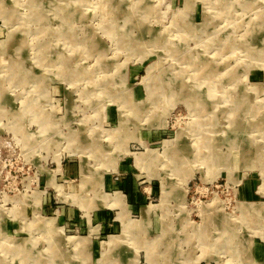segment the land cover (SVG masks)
<instances>
[{
    "label": "rangeland",
    "instance_id": "1",
    "mask_svg": "<svg viewBox=\"0 0 264 264\" xmlns=\"http://www.w3.org/2000/svg\"><path fill=\"white\" fill-rule=\"evenodd\" d=\"M263 31L264 0H0V264H264Z\"/></svg>",
    "mask_w": 264,
    "mask_h": 264
},
{
    "label": "bare ground",
    "instance_id": "2",
    "mask_svg": "<svg viewBox=\"0 0 264 264\" xmlns=\"http://www.w3.org/2000/svg\"><path fill=\"white\" fill-rule=\"evenodd\" d=\"M252 7V6H251ZM261 30V29H260ZM264 32V31H263ZM219 77V76H218ZM161 84V83H160ZM175 84H176V82H175ZM229 87V86H228ZM193 88V87H192ZM190 90V89H189ZM196 90V89H195ZM254 90V89H253ZM207 91V90H206ZM255 91V90H254ZM161 93V92H160ZM167 93V92H166ZM206 93V92H205ZM189 96V95H188ZM191 98V97H190ZM234 98V97H233ZM122 100V99H121ZM204 100V99H203ZM202 100V101H203ZM123 102V101H122ZM148 103V102H147ZM209 103V102H208ZM204 104V103H203ZM149 105V104H148ZM154 107V106H153ZM128 109V108H127ZM146 109V108H145ZM131 110V109H130ZM149 110V109H148ZM143 113V112H142ZM149 113V112H148ZM126 115V114H125ZM125 121V120H124ZM126 123V122H125ZM231 123V122H230ZM120 124H122V123H120ZM124 124V123H123ZM231 124H233V123H231ZM249 128V127H248ZM242 131V130H241ZM246 131V130H245ZM227 132V131H226ZM246 133V132H245ZM245 133H243V134H245ZM235 135V134H234ZM239 135V134H238ZM224 136V135H223ZM228 136H229V134H228ZM226 137V136H225ZM236 137V136H235ZM234 137V138H235ZM226 139V138H225ZM90 178V177H89ZM149 214V213H148ZM146 216H147V213H146ZM150 216V215H149ZM143 218V217H142ZM148 218V217H147ZM143 220V219H142ZM144 225V224H143ZM146 225V224H145ZM254 264V263H253Z\"/></svg>",
    "mask_w": 264,
    "mask_h": 264
},
{
    "label": "crops",
    "instance_id": "3",
    "mask_svg": "<svg viewBox=\"0 0 264 264\" xmlns=\"http://www.w3.org/2000/svg\"><path fill=\"white\" fill-rule=\"evenodd\" d=\"M133 204H135V201H133L132 206H133Z\"/></svg>",
    "mask_w": 264,
    "mask_h": 264
}]
</instances>
